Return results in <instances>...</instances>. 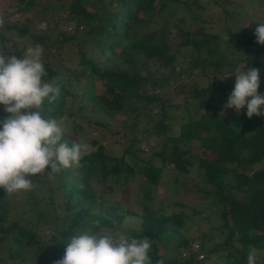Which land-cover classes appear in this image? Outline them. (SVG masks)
<instances>
[{
	"label": "trees",
	"instance_id": "trees-1",
	"mask_svg": "<svg viewBox=\"0 0 264 264\" xmlns=\"http://www.w3.org/2000/svg\"><path fill=\"white\" fill-rule=\"evenodd\" d=\"M56 1L57 6L53 7L48 0L43 4L42 0H5L0 13V42L9 40L3 35L4 31L14 28L19 34L26 31L25 27L16 26L15 21L7 20L10 13H4V8H13L21 16L36 11L29 21L37 23L38 28H41L39 23L44 22L45 29L40 30V36H32L31 42L45 48L46 54L51 47L57 56L56 63H51L46 56L42 61L47 73L44 81L54 82L59 94L51 103L45 99L40 109L42 115L56 121L57 116L65 115L68 110L71 114L91 108V116L100 111L110 118L131 114L135 120L130 126L134 127L137 116L148 108L150 112L144 114L150 125L139 132L138 138L133 137L131 141L135 139L138 144L134 149H124L129 163L123 155L115 157L105 153L103 145L89 135L90 149L82 150L79 166L30 177L32 185L41 188L39 192L43 195L31 190L9 194L0 189V256L4 257L0 264L6 260L9 264H54L64 255L69 238L82 231L105 233L114 238L122 232L130 238L148 237L150 264H206L211 256L220 258L222 264H247L248 253L253 249L256 264H264V116L254 115L249 119L245 115L246 107L239 115L233 108L224 107L234 88L237 68L242 71L258 69V91L264 90V64L260 59V54L264 58V45L255 42L254 31L247 32L244 28L236 31L231 25L224 26L226 20L223 30L227 38L220 41L223 30L206 32L199 25L203 21L202 6L197 0H68L64 5ZM86 3L92 9L87 10ZM61 8L64 9L59 11ZM221 12L232 24L250 17V11L240 4L232 14L222 8ZM180 14H187V20ZM236 16L239 19L235 21ZM155 19L164 25L144 34L132 28L138 23L148 25ZM66 26L72 30L67 36L64 34ZM172 28L178 38L176 42ZM54 30L60 31L61 44L48 35ZM74 37L77 43L72 40ZM71 41L76 52L62 54L63 43ZM10 44L11 49L2 52L21 57L23 47L18 48L12 38ZM69 44L72 48L73 44ZM250 46L254 47L251 55L247 54ZM185 49L192 53L188 60L182 58L185 62L176 68V61L181 59ZM201 50L203 55L199 54ZM114 54L123 57L115 61ZM148 60H153L156 67H149ZM239 61L243 64L238 67ZM119 63L126 65L120 67ZM197 72L207 79L206 84L199 85L193 80L187 85ZM92 76L97 78L95 83L88 82ZM176 80L183 99L172 101L169 96L164 97L169 95L164 88ZM68 96L78 99L76 108L64 107ZM152 110L157 112L159 119L151 122ZM182 110L188 116L178 121ZM3 115L0 109V116ZM196 119L201 122L199 133L202 129L204 132L203 136L198 133L205 147L201 149L204 157L212 155L206 161L200 159V154H188V147L180 148V143H187L194 134L192 125ZM177 122L178 134L167 135L168 126ZM209 124L213 127H207ZM158 137L162 140L160 149L151 151V157L159 156L160 163L152 165L150 159H140L137 153L141 152V145H148L152 138ZM63 139L69 147L74 142L80 144L65 134ZM193 170L205 186H209L199 188L196 185L194 190L217 206V209L211 208L220 223L210 229L222 234L217 241L208 230V233H200L196 243L191 245L192 239L181 232L184 220L190 216L202 217L200 210L203 209L169 200L156 211L144 208L142 214L136 215L116 201L107 200L102 193L104 185L111 181L120 180L125 184L134 171L141 173L150 184L164 177L168 181L172 178L175 186L178 174ZM18 195L25 200L24 210L20 202L10 199ZM41 199H46L50 206L40 209ZM58 208L65 212L61 213ZM94 216L99 222L90 230L88 223ZM22 217L24 223H21ZM128 218L130 222L140 219L137 229L122 224ZM44 225H47L46 233ZM205 237L208 239L204 248L201 241ZM159 248L163 249L162 253ZM199 253L201 259L197 258ZM213 262L218 264L214 259Z\"/></svg>",
	"mask_w": 264,
	"mask_h": 264
},
{
	"label": "rangeland",
	"instance_id": "rangeland-1",
	"mask_svg": "<svg viewBox=\"0 0 264 264\" xmlns=\"http://www.w3.org/2000/svg\"><path fill=\"white\" fill-rule=\"evenodd\" d=\"M7 1V0H6ZM53 5V7L57 6L56 0H48ZM68 0H59V3H62L63 5L67 3ZM105 1V0H104ZM219 2H214V0H197V3L199 6H202L201 8V18L203 21L199 23V25H202L204 29H206V32H218L224 29L223 24L227 20L226 24L224 26L231 25L232 29H235L236 31L240 30H247L248 31H254L257 24L259 22H264V0H217ZM2 2H5V0H0V13L2 9ZM46 2V0H45ZM44 3V0H42V3ZM221 3V4H219ZM237 4H240L244 7H246L250 11V17L245 20L244 22H238L237 24H232L229 22V19L226 17L225 13L221 12V8L225 9L226 13H231L235 11V8L237 7ZM223 5V7H222ZM40 6V5H39ZM4 7V6H3ZM38 8V7H37ZM85 8L87 10L92 9V6L88 3H86ZM64 8H61L59 11L63 10ZM200 12V10H199ZM4 13H10L7 20L9 21H15L16 26H23L26 29L24 34H19L17 30L14 28L12 31H4L5 36L9 37V40H4L3 42H0V52L3 50H10V39L16 41L17 47H23V55L27 47L29 46H35L37 44L32 43L31 37L32 36H40V30L45 29L44 22L41 21L39 23L40 27L41 25H44V27L38 28V24L34 23L32 21H29L32 19V15L36 14V11H32L29 13H25L24 16H21L19 12L13 11V8H4ZM235 14V13H234ZM184 15L186 20L188 15L187 14H180ZM234 17V16H233ZM239 19L237 16L235 18V21ZM158 19L152 20L148 25L146 23H138L132 26L133 30L139 34H144L147 32H150L152 30H156L160 27H162L164 24L160 21H157ZM231 21V20H230ZM234 21V20H233ZM236 23V22H235ZM223 27V28H222ZM175 29L172 28L171 34L174 35ZM72 30L66 26L64 34L65 36L70 35ZM48 33V32H47ZM170 34V35H171ZM48 35L51 37V39H55L57 41V44H61L60 42V31L54 30L52 33H48ZM78 38V35L75 36ZM75 37L72 39L75 43H77V40ZM220 41H224L227 38L226 32L223 30L220 33ZM172 38V37H171ZM174 38V39H173ZM172 39L176 42L177 36L174 35ZM38 42L37 39L33 40ZM73 44V47L70 48V44ZM77 46V44H76ZM45 49V48H43ZM221 49V48H220ZM236 50H239L238 47L235 48ZM49 54L52 56L49 57V54H46L43 52L42 59H44V56H46V59H50L51 63L57 62V56L53 53L52 48H47ZM225 49H222V52ZM200 55H203V50H201ZM76 52L74 43L71 42H65L62 45V54H68ZM192 51H189L187 49L182 50L181 53V59L176 61V68H179L183 62H185L184 59L189 58ZM247 54L251 55L254 54V47L251 46L247 48ZM23 55L21 57H23ZM69 56V55H68ZM111 57V56H110ZM121 54H114L112 58H115V61H118L119 59H122ZM260 59L262 60V63L264 64V58H262V54H260ZM181 60V62H180ZM242 61H239L237 66H241L243 63ZM111 62H108L107 65L111 64ZM146 64L151 67L155 68L156 64L153 60H148ZM126 64L119 63L120 67H124ZM196 72V70H194ZM58 80L62 81V77L58 76ZM97 78L95 76H92L91 79L88 81L95 83V80ZM198 83L199 85H204L207 82V79H205L204 76H201V74L195 73L191 76V78L187 81V85L190 84V81H193ZM179 82L171 81V84L169 85L167 91L169 92V95L165 94L164 97L169 96V98L172 101H179L182 98V93L178 92L177 86ZM186 85V86H187ZM186 88V87H185ZM259 93H264V90L258 91ZM191 99V98H190ZM86 102V100H84ZM78 99L70 98L68 96V100L65 103V108H70L77 106ZM81 103V107L85 108L86 105L82 103V101L79 100V104ZM76 108V107H75ZM0 109L3 110V106L0 105ZM233 111L235 109L233 108ZM71 110H68L65 115L57 116L56 122L59 126H61L64 130V134L67 136H71L78 140L82 146V150H89V135L90 138H93V140L96 141V143H100L103 145L104 152L119 157L120 155H123L125 160L129 163L130 161L127 159V154L125 153L124 149H134L136 147L137 142L136 138L139 136V132L149 127V123L146 122V115L144 113L150 112L148 108L143 110L144 113H141L137 116L136 124L134 127H131L130 124L132 122V115L130 116H115L114 118H110L104 114L102 111L99 113H96L95 116H91V108H87L85 110L77 111L74 113H71ZM69 114V115H68ZM181 118H178V121H183L188 114L181 111ZM193 116L192 114H189ZM156 119H159V116L155 110H152V114L149 117V121H154ZM195 119V118H194ZM135 120V119H134ZM133 120V121H134ZM98 122L104 123L103 125L97 124ZM77 124V127L74 126ZM200 120L196 119L194 122V126L192 125L194 134L191 136V139L187 143H180V148L185 150L188 147L190 155H201V158L203 161H206L207 158L211 157L212 155L209 154L206 157V155L203 154V151L201 149H204L202 143H200V140L198 138L199 128H200ZM207 127H213L211 124H209ZM206 127V128H207ZM203 130V129H202ZM200 131L199 135L203 136L204 132ZM211 133V130L209 131ZM166 134L169 136H176L178 134V122L172 123L168 126ZM135 138L133 141H131ZM162 143V140L160 137L158 138H152V140L148 143V145L151 147V149L148 147V145H141V152L137 153V156L140 159L143 160H151L152 165H159V156L155 155L151 157V151L159 150L160 145ZM153 148V149H152ZM167 151V150H166ZM205 156V157H204ZM193 162H197L196 160H193ZM258 165V164H257ZM255 165L254 167H257ZM169 166V165H166ZM199 188L204 187L205 183L204 181H201V179L197 176L196 170L191 171L190 173L186 174H178L177 175V181L174 184H172V178L168 181L166 178H161L156 184H150L148 183L144 176L134 171L132 173V176L127 179V182L124 184L122 181H118L117 183H112V181L103 187V196L106 197L109 201H116L117 204L123 208L128 209L129 211L135 213L136 215L142 214L144 211V208H146L149 211H156L159 206H164L169 200H177L180 202H183L189 206H194L198 209H203V211L200 210L201 216H190L187 217L184 220V224L182 227V234L186 237H190L191 245L196 243V240L200 233H208L210 229H213L215 224L220 223V219L217 216H214L216 213L214 212V204L210 198H207L206 196H203L198 192L197 186ZM205 187H209L208 185ZM193 188V190H192ZM41 188L37 187L35 184L32 185L31 191L36 192L37 194L43 195V192H39ZM191 189V190H189ZM37 196V195H36ZM11 201L13 200L14 203L20 202L21 210H24L27 205L25 204V200L21 195H18L16 198H10ZM9 199V200H10ZM43 206L49 207L50 205L47 203L46 199L40 200V209ZM213 207V208H211ZM211 208V210L209 209ZM61 213L65 212L62 209L58 208ZM217 209V206L215 207ZM24 217L21 218V223H24ZM140 219L135 218L134 221L130 222V219L128 218L126 222H123V225L129 224L131 227L138 228V223ZM99 218L97 216H94L91 221H89L88 226L91 229H95V227L98 225ZM46 226L44 225V233L47 232ZM211 235L216 237V241L221 238V235H218L217 232L214 230H210ZM208 239V238H207ZM206 237L205 239L202 238L201 243L203 244L204 248L207 246ZM1 245V244H0ZM163 249L159 248V253H162ZM203 253V252H202ZM198 258V257H197ZM201 259V258H198ZM213 259L218 262V264H222V260L218 258L217 256H211L208 260L206 259V264H211L213 262ZM4 257L0 256V261H3ZM3 264H9V262L3 263ZM214 264V262H213Z\"/></svg>",
	"mask_w": 264,
	"mask_h": 264
},
{
	"label": "clouds",
	"instance_id": "clouds-1",
	"mask_svg": "<svg viewBox=\"0 0 264 264\" xmlns=\"http://www.w3.org/2000/svg\"><path fill=\"white\" fill-rule=\"evenodd\" d=\"M253 35L264 45V22ZM42 55L39 44L27 47L23 57L0 52V105L5 114L0 116V189L9 194L30 190L31 176L79 166L82 158V146L74 142L69 147L63 128L40 111L45 99L51 103L59 94L54 82L43 79L47 73ZM234 76L224 107L234 108L237 115L246 107L249 119L264 116L259 70L237 68ZM150 248L148 237L130 238L122 232L114 238L82 231L69 238L64 255L54 264H150ZM247 264H256L255 249L248 253Z\"/></svg>",
	"mask_w": 264,
	"mask_h": 264
},
{
	"label": "built area",
	"instance_id": "built-area-1",
	"mask_svg": "<svg viewBox=\"0 0 264 264\" xmlns=\"http://www.w3.org/2000/svg\"><path fill=\"white\" fill-rule=\"evenodd\" d=\"M70 27H68V29H69ZM197 257L198 258H201L202 257V254L201 253H199L198 255H197Z\"/></svg>",
	"mask_w": 264,
	"mask_h": 264
}]
</instances>
